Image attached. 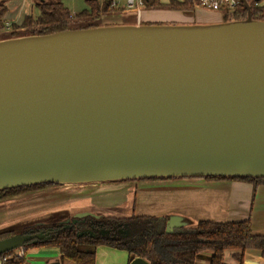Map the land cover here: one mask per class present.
Returning <instances> with one entry per match:
<instances>
[{"label": "water", "instance_id": "95a60500", "mask_svg": "<svg viewBox=\"0 0 264 264\" xmlns=\"http://www.w3.org/2000/svg\"><path fill=\"white\" fill-rule=\"evenodd\" d=\"M241 2L243 20L219 12L212 23H149L141 9L128 22L112 14L93 27L0 39V191L264 179V18ZM55 213L63 229L86 224L76 237L90 239L108 236L100 227L114 217ZM55 213L18 224L29 227L0 239V256L50 240L43 227ZM164 222L166 233L189 225Z\"/></svg>", "mask_w": 264, "mask_h": 264}, {"label": "trees", "instance_id": "16d2710c", "mask_svg": "<svg viewBox=\"0 0 264 264\" xmlns=\"http://www.w3.org/2000/svg\"><path fill=\"white\" fill-rule=\"evenodd\" d=\"M10 1L0 0V39L21 35H47L67 30L74 25L85 28L93 27L101 16L119 14L121 11L127 10L123 7L111 8L109 0H85L87 8L72 14L64 6L62 0H31L32 6L38 11V15H26L19 23H11L6 29L7 4ZM237 1L234 9L223 8L222 18L224 21L245 19L246 10L241 0ZM198 2L199 0H167L166 2L143 0L145 10H169L183 13L193 12ZM247 2L250 5L252 17L256 20L263 19L264 0H247ZM204 179L244 181L251 183L253 188L264 185L263 178L207 177ZM58 186L39 184L2 190L0 191V201ZM64 218L61 213H55L45 220L43 229H51L52 238L27 247L24 249V253L30 248L53 247L58 250L62 258L73 264H95L94 250L98 246L124 250L130 258H142L149 264H195L197 256L202 252L211 253L209 264H225L224 252L226 250H239L240 253L234 256L237 264H242V253L246 249L258 250L264 258V236L251 233V225L248 219L225 223L203 220L189 224L186 228L172 233H166L165 219L135 215L107 217L103 219L102 224L111 226L126 223L131 230L130 236L123 239L119 235L109 234L104 238L90 239L88 237H76L78 226L63 229V226L59 225L58 222ZM28 227L14 225L0 230V239L25 231ZM83 247H90L91 250L86 251ZM24 263L25 257H16L13 252L0 256V264Z\"/></svg>", "mask_w": 264, "mask_h": 264}, {"label": "crops", "instance_id": "0c3cea01", "mask_svg": "<svg viewBox=\"0 0 264 264\" xmlns=\"http://www.w3.org/2000/svg\"><path fill=\"white\" fill-rule=\"evenodd\" d=\"M195 8L191 14L152 10L144 13L142 21L158 23L162 19L160 23L189 24L212 23L221 19L218 11L197 6ZM22 18L21 15L15 19L8 9L6 15L8 24L18 23ZM128 191H133L135 195L131 215L164 218L165 220L171 216L188 224L203 220L225 223L248 219L251 233L264 236V185L253 188L251 183L237 180L192 178L142 180L131 182L127 187L119 182L58 186L12 198L0 203V208L13 207L5 217L18 216L20 220L14 225L39 220L60 211L71 214L91 211L106 216L103 214L104 208L102 209L100 205L101 201L109 199V195H112L118 197L117 201L120 204L123 199L127 198ZM22 204L25 206L23 207ZM83 249L91 250L90 247H83ZM94 251L95 256L99 251L110 256L104 263L95 262V264H129L134 259L130 258L124 250L107 246H98ZM239 253V250H226L224 263L237 264L234 256ZM242 256V264H264V258L258 250L246 249ZM210 257V252H202L197 256L195 264H209ZM24 264L73 263L62 258L56 248L37 247L25 251Z\"/></svg>", "mask_w": 264, "mask_h": 264}, {"label": "rangeland", "instance_id": "374dc122", "mask_svg": "<svg viewBox=\"0 0 264 264\" xmlns=\"http://www.w3.org/2000/svg\"><path fill=\"white\" fill-rule=\"evenodd\" d=\"M99 1H102V0H99ZM163 2H166V1H163ZM62 3L64 4L65 7H67L71 11V13L80 12L81 10L87 8V4H86L85 0H62ZM8 9H9L10 13L12 14V16H14L15 19L19 18L21 15L23 17L26 16L27 14L28 15L32 14L33 16L38 15V11L36 8H34L32 6L31 0H11L9 5H8ZM135 11H136V8L127 9V10H124L123 12L121 11L119 13L121 15H118L116 17H112L109 20L114 21L115 19H122V21H124V22L131 21L135 17ZM222 11H223V9L221 10V12ZM142 12L146 13L149 11H146L143 7ZM24 14H26V15H24ZM110 15H112V14H110ZM6 21H7V19H6ZM161 21H162V19L158 22H161ZM98 23H100V21ZM8 28H6V29H8ZM131 182H138V181H119V183H121L122 185H125V187H127ZM111 183H118V182H111ZM126 196H127V198L123 199V202L120 204L117 201L118 197H115L112 195H109V197H110L109 199H106L105 201H101L100 205L102 206V209L104 208L103 214H105L106 216H114V217H128V216H130L132 214V205H133L135 195H134L133 191H128V194H126ZM25 204H27V203H25ZM25 204H22L23 207L25 206ZM12 208L13 207H10V206H6L4 209L0 208V212H1L0 218H2V219H0V230L8 228V227L16 224V222H18L20 220V218L18 216H15V215L5 217L8 215V212L12 210ZM135 216H137V215H135ZM109 258H110L109 255H106L103 252L99 251V253L96 254V256H95V262L104 263L105 260L107 261Z\"/></svg>", "mask_w": 264, "mask_h": 264}, {"label": "built area", "instance_id": "2783aa9c", "mask_svg": "<svg viewBox=\"0 0 264 264\" xmlns=\"http://www.w3.org/2000/svg\"><path fill=\"white\" fill-rule=\"evenodd\" d=\"M110 7L117 9L123 7L125 9L136 8V10H141L144 7L143 0H109ZM237 0H199L198 4L195 6L202 7L211 11H220L223 8L234 9L237 5ZM6 28L9 27V24L6 23ZM13 255L19 258L25 257L24 250H17L13 252ZM5 260V259H4Z\"/></svg>", "mask_w": 264, "mask_h": 264}, {"label": "flooded vegetation", "instance_id": "af4514ba", "mask_svg": "<svg viewBox=\"0 0 264 264\" xmlns=\"http://www.w3.org/2000/svg\"><path fill=\"white\" fill-rule=\"evenodd\" d=\"M124 224L125 223H123V225ZM78 227H79L78 228V231L88 228V226L86 224L85 225L78 226ZM100 228H103V229H106L107 231H109L108 232V235L109 234H112L113 236L119 235L120 237L123 235V234L117 233L119 229H123L122 224H116V225H111V226L102 224V226ZM111 231H112V233H111Z\"/></svg>", "mask_w": 264, "mask_h": 264}]
</instances>
